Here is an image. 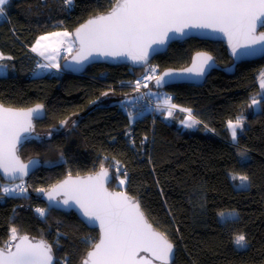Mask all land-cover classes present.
<instances>
[{
  "label": "trees",
  "instance_id": "16d2710c",
  "mask_svg": "<svg viewBox=\"0 0 264 264\" xmlns=\"http://www.w3.org/2000/svg\"><path fill=\"white\" fill-rule=\"evenodd\" d=\"M114 2L74 0V10L66 11L57 0H10L6 16L0 17V52L13 57L15 69L14 75L0 76V103L16 108L41 104L45 111L44 119L35 122L36 138L19 152L22 160L37 158L41 166L23 181L26 193L0 198V247L16 227L18 235L46 241L55 264H81L98 231L88 229L72 212L48 210L36 189L46 190L67 175L96 172L103 161L113 178L108 187L136 197L149 222L174 244L172 264H264V105L258 111L247 107L260 91L264 57L229 71L233 62L223 43L194 38L172 43L150 62L158 72L186 67L197 51L210 53L221 69L213 70L200 86L160 89L149 81L145 89L166 92L203 123L185 129L182 112L172 119L160 112L134 114L129 136V114L121 107L136 94L129 82L140 78L143 69L94 64L81 75L62 73L61 68L32 74L39 57L30 49L38 36L72 32ZM239 113L246 124L236 147L226 121ZM64 120L68 124L62 128ZM245 148L249 159L242 164L237 152ZM116 161L122 166L119 177L128 173L123 187L117 184ZM230 172L247 175L248 187H237L239 181L233 182ZM36 208L47 209L46 215L40 217ZM232 209L239 218L222 226L217 213ZM239 234L246 237L245 248L233 242Z\"/></svg>",
  "mask_w": 264,
  "mask_h": 264
},
{
  "label": "snow or ice",
  "instance_id": "6c2138e0",
  "mask_svg": "<svg viewBox=\"0 0 264 264\" xmlns=\"http://www.w3.org/2000/svg\"><path fill=\"white\" fill-rule=\"evenodd\" d=\"M62 3L70 10L74 0H62ZM9 4L10 0H0V17L6 16ZM261 27H264V0H115L106 14L88 19L75 29L74 34L68 31L50 32L39 36L30 50L48 61L38 64V68L59 69L57 58L62 48L77 65L93 55L113 59L126 57L133 64L143 67V75L129 82L134 84L136 92H140L142 87H149V81H154L157 88H163L173 81L203 77L213 66L211 55L197 53L192 66L182 72L159 73L158 67L151 65L150 57L161 51L169 41L185 37L193 29L209 30L222 33L233 55L238 58L264 55V31L258 32ZM12 59L0 53V74L6 73L9 68L4 61ZM258 79L260 91L251 97L247 105L249 109L264 105V69L259 72ZM102 95L107 96L108 93ZM42 109L41 104L27 110L0 105V174L5 179L21 181L13 186L0 185V198L27 192L23 180L36 162L29 160L24 163L19 155V146L27 138L26 134L34 130L33 120L39 117ZM177 109L186 114L180 120L183 128L193 129L203 123L191 108L179 107L167 93L156 105V110L165 119L174 118ZM132 119L129 112L130 123ZM67 124L68 120L61 121L60 127ZM245 124L243 113L226 121V131L233 146L239 147V135L244 131ZM204 128L214 131L207 124ZM47 135L51 137L52 132ZM237 155L242 164L249 159L246 148L238 151ZM116 165L119 178L122 166L119 161ZM122 175L124 179H119L120 187L126 185L127 171H123ZM229 178L233 182L239 181L237 187H248L247 175L230 172ZM109 181V171L103 167L102 161L99 172L93 175L84 179H72L69 175L47 191L44 188L36 191L44 193L47 200L56 205L78 208L88 223L98 224L99 240L94 243L89 241L91 250L86 253L82 264H170L174 244L167 234L153 227L136 197L126 191H109L106 187ZM35 211L44 217L47 209L36 208ZM217 218L222 226H226L227 223H234L239 213L235 209L227 213L220 211ZM9 233L10 240L0 248V264H54L52 247L45 241L32 242L28 236L18 235L16 227H11ZM233 242L237 248L247 246L244 234L236 235ZM140 253H147L148 257Z\"/></svg>",
  "mask_w": 264,
  "mask_h": 264
},
{
  "label": "water",
  "instance_id": "95a60500",
  "mask_svg": "<svg viewBox=\"0 0 264 264\" xmlns=\"http://www.w3.org/2000/svg\"><path fill=\"white\" fill-rule=\"evenodd\" d=\"M115 3V2H114ZM107 12L105 13H102V14H106ZM95 16V15H94ZM93 16L89 17L88 19H91ZM86 19L85 21H83L82 23H80L76 28H78L81 24L83 23H86L87 20ZM75 28V29H76ZM75 29L71 32V33H75ZM259 31H264V27H261V28H258V32ZM198 39V40H203V41H212V42H220V43H223L224 46H225V49H226V52H227V55L230 57V59L232 60L233 64L232 66L230 67L231 71H234L235 67L243 62H248V61H253V60H257V59H261L264 57V55H256V56H246V57H236L233 55L232 53V49L231 47L229 46V43H228V40L227 38L222 34V33H219V32H211L209 30H201V29H193L191 30L190 34L185 36V37H181V38H177V39H174V40H171L169 41L165 46L164 48L157 52V53H154L151 57H150V62L152 61V59L157 56V55H160V54H163L167 51L169 45H171L172 43H175V42H183V41H186L188 39ZM78 47V45H77ZM197 53H207L208 55H211L210 53L206 52V51H197L195 52L192 56H191V59H190V62L189 64L184 67V68H179V69H176V68H167V69H164L162 70L161 72L159 73H163L165 71H174V72H182L184 69L186 68H189L192 66V63H193V58L196 57ZM74 54V53H73ZM212 56V55H211ZM213 57V56H212ZM94 64H104V65H108V66H120V65H125V66H129L131 67L132 69H143L142 66L140 65H135L133 64L130 60H128L126 57H120V58H116V59H113L111 57H103V56H99V55H93L92 57L89 58L88 61H85L83 64L81 65H77L75 64L73 61H72V57L71 55L69 54L68 56H66V58H64L60 64V68H61V72L62 73H65V74H70V75H81L85 69L91 65H94ZM220 66L215 62L214 60V64L213 66L207 71V73L203 76V77H199V78H196V77H193V78H188V79H183V80H178V81H173V82H170L168 84H165L163 86V88H166V87H172V86H178V85H192V86H200L203 84V82L206 80V78L208 77V75L213 71V70H220ZM163 88H160V89H163ZM0 105H3L0 103ZM37 104L31 106V107H26V108H16V107H10V106H6V105H3L5 108H12V109H20V110H27L29 108H34ZM45 117V111H44V108L42 109L41 111V114L39 115L38 118H35L33 120V129H34V125H35V122L37 121H41L43 120ZM27 138L24 139L21 143V145L19 146V152L21 150V148L26 145L27 143H29L31 140L35 139L36 138V135L34 133V130L29 133V134H26ZM21 158V157H20ZM22 160V158H21ZM29 160H33L35 161L36 163L30 168L29 170V173L27 176L24 177V180H27V178H29L40 166H41V163L40 161L37 159V158H31V159H28L26 161L22 160L24 163H28ZM100 170V169H99ZM99 170H97L96 172H99ZM109 171V170H108ZM96 172H93V173H88V174H85V175H71L72 179H76V178H80V179H84L86 177H88L89 175H93L94 173ZM109 175H110V181L109 183L106 185V187L108 188L109 191H123L121 189H111L108 187V185L112 182L113 178H112V175L111 173L109 172ZM69 175L65 176L64 178H62L61 180L57 181L56 183L54 184H57L65 179L68 178ZM0 178L2 181L6 182V183H14V182H21L19 179H16L15 181H13L11 178H8V179H5L2 174H0ZM53 184V185H54ZM51 187V186H50ZM49 187V188H50ZM48 188V189H49ZM48 189H46L45 191H47ZM39 199L44 203L45 207L48 209V210H55V211H60V212H63V213H69V212H72L76 215V217L88 228V229H95L98 231V237H97V240L96 242L99 240V237H100V229H99V226L97 223H88L81 215L80 211L78 210V208L76 207H72V208H68V207H65L63 205H56L54 202H49L47 200V197L44 195V193H41L40 196H39ZM154 227V226H153ZM20 236H28L29 237V240L32 241V242H39L41 241L42 239H39V238H33V237H30L29 235H26V234H23V235H20ZM44 241V240H43ZM46 242V241H45ZM15 242H13L14 244ZM47 243V242H46ZM48 244V243H47ZM49 245V244H48ZM2 248V247H0ZM14 250V248H13ZM91 248L88 250L90 251ZM87 251V252H88ZM174 253H175V246H174V252H173V259H174ZM52 255H53V258H54V264H55V256L53 254V251H52ZM141 256H145V257H148V254L147 253H140ZM86 256V254H85ZM84 256V257H85ZM83 257V258H84ZM173 259L172 261L170 262V264H172L173 262ZM83 260V259H82ZM81 264H82V261H81Z\"/></svg>",
  "mask_w": 264,
  "mask_h": 264
},
{
  "label": "built area",
  "instance_id": "2783aa9c",
  "mask_svg": "<svg viewBox=\"0 0 264 264\" xmlns=\"http://www.w3.org/2000/svg\"><path fill=\"white\" fill-rule=\"evenodd\" d=\"M41 1L43 2L44 0H41ZM57 1H61V3H62V0H57ZM62 5H63V3H62ZM63 7L66 11L74 10V5L72 6V8L70 10L65 8L64 5H63ZM46 63L47 62H45L44 60L39 58L38 62L36 63L35 68L32 71V74L44 73V72H47L49 69L53 70L55 72H60L55 68H38L37 67L38 64H46ZM157 103H159V101L155 100V98L152 96V94H150V92L147 89L142 87L140 92H136V94L133 97L129 98L128 100H126L123 103L121 110H122V112L127 113V114H129V112H131L132 115L147 113V114L154 116V115H157L159 113L156 110ZM176 112H179V110L177 109Z\"/></svg>",
  "mask_w": 264,
  "mask_h": 264
},
{
  "label": "rangeland",
  "instance_id": "374dc122",
  "mask_svg": "<svg viewBox=\"0 0 264 264\" xmlns=\"http://www.w3.org/2000/svg\"><path fill=\"white\" fill-rule=\"evenodd\" d=\"M53 32H63V30H56V31H53ZM46 34H48V33H46ZM46 34H42V35H46ZM42 35H40V36H42ZM39 37V36H38ZM37 37V38H38ZM36 38V39H37ZM52 39H56V38H52ZM36 41V40H35ZM35 43V42H34ZM33 43V44H34ZM45 43H47V42H45ZM1 53V52H0ZM69 53H67L66 51H64L63 50V48L61 49V52H60V56L57 58V62L59 63V65H60V62H61V58H62V55L64 56V55H68ZM4 55V54H3ZM36 56H37V54H35ZM4 56H6L7 57V55H4ZM38 57V56H37ZM39 58H41L42 60H44L45 62H47L48 63V61L47 60H45L43 57H41V56H39ZM4 63H7L8 65H9V68H8V71L6 72V73H4V74H0V76H6V75H14L15 74V69H14V60L12 59V60H6V61H4ZM60 68V67H59ZM39 74V73H38ZM133 91L134 92H136L134 89H133ZM161 93V94H160ZM164 93H166V92H157V93H155L156 95V98H158L159 100H160V98H161V96L164 94ZM158 94H160L159 96H158ZM154 96V95H153ZM259 110V106L257 107V108H254V111H258ZM186 115V114H185ZM133 116V115H132ZM136 120V116H133V119H132V121H131V124H130V126L127 128V130H126V134H127V136H129L130 134H131V132H132V130H133V122ZM230 138V137H229ZM119 179H123V178H121V177H119L118 178V182H117V184H119ZM19 183H21V182H14V183H6L5 182V184H3L4 186H13V184H19ZM13 195H16V194H13ZM20 195V194H19ZM227 212H230V211H225V213H227Z\"/></svg>",
  "mask_w": 264,
  "mask_h": 264
},
{
  "label": "crops",
  "instance_id": "0c3cea01",
  "mask_svg": "<svg viewBox=\"0 0 264 264\" xmlns=\"http://www.w3.org/2000/svg\"><path fill=\"white\" fill-rule=\"evenodd\" d=\"M34 54H36V53H34ZM38 57H39V55H37ZM64 56H66V55H64ZM63 57V56H62ZM57 69V68H56ZM161 94V93H160ZM160 94H158V96L160 95ZM154 97L156 98V96L154 95ZM157 100H159L158 98H157ZM160 101V100H159Z\"/></svg>",
  "mask_w": 264,
  "mask_h": 264
},
{
  "label": "bare ground",
  "instance_id": "6f19581e",
  "mask_svg": "<svg viewBox=\"0 0 264 264\" xmlns=\"http://www.w3.org/2000/svg\"><path fill=\"white\" fill-rule=\"evenodd\" d=\"M58 2H60L61 3V1H58ZM61 5H62V3H61ZM63 6V5H62ZM64 8V7H63Z\"/></svg>",
  "mask_w": 264,
  "mask_h": 264
}]
</instances>
